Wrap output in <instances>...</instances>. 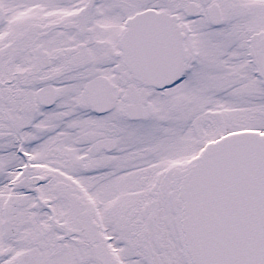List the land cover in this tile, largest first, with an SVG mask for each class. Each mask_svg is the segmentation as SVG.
<instances>
[{"label": "snow or ice", "instance_id": "obj_1", "mask_svg": "<svg viewBox=\"0 0 264 264\" xmlns=\"http://www.w3.org/2000/svg\"><path fill=\"white\" fill-rule=\"evenodd\" d=\"M0 264H264V0H0Z\"/></svg>", "mask_w": 264, "mask_h": 264}]
</instances>
